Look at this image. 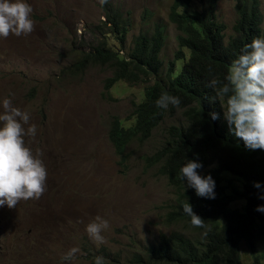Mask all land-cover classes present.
<instances>
[{"label":"rangeland","instance_id":"374dc122","mask_svg":"<svg viewBox=\"0 0 264 264\" xmlns=\"http://www.w3.org/2000/svg\"><path fill=\"white\" fill-rule=\"evenodd\" d=\"M108 1L130 23L124 54L139 33H151L157 25L164 28V69L159 78L164 80L178 51V31L169 21L173 0ZM236 1L218 0L226 41L233 35ZM259 1L264 18V0ZM27 2L33 9L34 30L0 37V102L10 97L37 126L35 137H26V143L33 152L43 153L46 190L39 199L21 200L14 208L0 206V264H68L61 257L73 247L80 251L70 264H94L97 256L104 264H137L138 256L147 264L148 247L158 244L160 236L183 229L167 225L176 194L159 168L149 167L145 158L164 147L170 126L183 124L184 118L181 114L167 118L147 143L130 146L127 167H120L109 142L110 125L115 118L125 123L144 98L145 85L120 83L106 94L112 67L77 72L75 64L106 40L114 50L120 49L112 36L106 39L110 28L101 0ZM200 9L196 0L193 10ZM182 65L178 63V72ZM223 175L227 185L232 180L241 187L239 178L229 172ZM245 205L242 200L230 207ZM97 216L109 224L101 244L86 231ZM248 248L243 240V264L252 262ZM263 250L261 241L259 251Z\"/></svg>","mask_w":264,"mask_h":264},{"label":"trees","instance_id":"16d2710c","mask_svg":"<svg viewBox=\"0 0 264 264\" xmlns=\"http://www.w3.org/2000/svg\"><path fill=\"white\" fill-rule=\"evenodd\" d=\"M195 1L173 0L169 21L178 31V51L167 66L164 80L159 79L164 69V28L157 25L151 33H139L124 54L130 23L108 0L102 3L105 25L110 28L106 39L112 36L120 49L114 50L106 40L75 67L79 73L91 66L112 67L113 78L104 87L106 94L120 83L145 85L144 98L135 104L132 115L125 123L115 118L110 125L109 142L123 169L130 146L147 143L167 118L178 114L184 118L183 124L170 126L164 147L145 158L149 167L159 168L176 194L175 204L166 215L167 225L183 229L160 236L158 244L148 247L147 264H242L243 240L254 257L252 264H260L264 260V250L258 251L259 242H264V212L257 208L264 205V150H250L235 136L223 115L225 99L212 100L216 92L207 87L213 79L225 82L231 62L254 38L264 37L260 1H236L237 18L228 41L227 26L217 15L218 0H199L201 9L193 10ZM165 91L180 97L178 107H157L156 101ZM212 113L218 118L213 119ZM126 123L130 126L125 127ZM190 159L202 164L197 170L200 175L214 179V199L197 196L182 179L180 169ZM225 172L239 178L241 187L232 180L227 185ZM254 182L260 187H254ZM242 200L246 201L242 210L230 207ZM186 202L204 219V227L192 225L183 208ZM135 263L142 264L143 258L136 257Z\"/></svg>","mask_w":264,"mask_h":264},{"label":"clouds","instance_id":"9594fccd","mask_svg":"<svg viewBox=\"0 0 264 264\" xmlns=\"http://www.w3.org/2000/svg\"><path fill=\"white\" fill-rule=\"evenodd\" d=\"M32 12L27 0H0V37L30 34L35 27ZM207 87L216 92L212 100L220 102L221 98L225 99L223 115L235 136L242 139L250 150H264V37L254 38L231 62L225 82L213 79ZM180 103V97L167 91L156 101L157 107L162 109H168L169 105L178 107ZM212 117L218 118L216 113H212ZM36 131L37 126L30 124L29 112L16 107L10 97L0 102V206L6 204L14 208L21 200L39 199L46 190L47 170L41 159L43 153L39 149L33 152L26 143V137L34 138ZM201 167L197 160H187L180 169L182 179L187 180L188 187L195 189L197 196L214 199L215 181L211 175H200L197 170ZM254 187L259 188V182H254ZM183 208L191 217L193 226L204 227V219L193 212L189 202ZM257 211L264 212V205L258 206ZM108 227V221L97 216L86 226V231L94 242L101 244L104 242L102 232ZM79 251L73 247L61 260L70 264ZM241 256L240 253L242 263ZM253 259L252 255L250 264ZM94 264H104L103 257L97 256Z\"/></svg>","mask_w":264,"mask_h":264}]
</instances>
